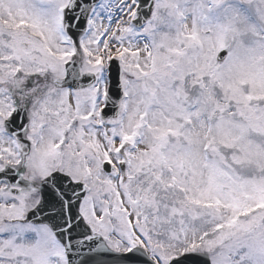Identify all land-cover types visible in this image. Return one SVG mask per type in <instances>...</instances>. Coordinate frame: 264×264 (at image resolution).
I'll list each match as a JSON object with an SVG mask.
<instances>
[{
  "label": "snow or ice",
  "instance_id": "6c2138e0",
  "mask_svg": "<svg viewBox=\"0 0 264 264\" xmlns=\"http://www.w3.org/2000/svg\"><path fill=\"white\" fill-rule=\"evenodd\" d=\"M0 264H264V0H0Z\"/></svg>",
  "mask_w": 264,
  "mask_h": 264
}]
</instances>
